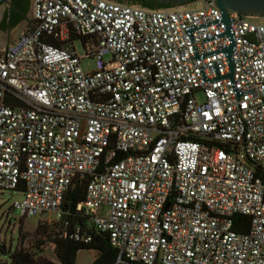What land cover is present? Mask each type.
Wrapping results in <instances>:
<instances>
[{
	"label": "built area",
	"instance_id": "built-area-1",
	"mask_svg": "<svg viewBox=\"0 0 264 264\" xmlns=\"http://www.w3.org/2000/svg\"><path fill=\"white\" fill-rule=\"evenodd\" d=\"M213 1L32 0L0 50V190L22 194V218L53 214L60 237L91 241L62 209L83 181L76 210L115 264H264V18L226 24Z\"/></svg>",
	"mask_w": 264,
	"mask_h": 264
},
{
	"label": "trees",
	"instance_id": "trees-1",
	"mask_svg": "<svg viewBox=\"0 0 264 264\" xmlns=\"http://www.w3.org/2000/svg\"><path fill=\"white\" fill-rule=\"evenodd\" d=\"M120 4L137 5L147 9H165L176 7L173 4L165 5L155 3L153 0H110ZM243 16V15H242ZM257 176L264 184V175L257 170ZM85 195V183L74 181L65 193L62 209L65 212L64 219L69 220L71 226L78 225L86 234L91 236V241L84 243L60 237V224L49 225L39 223L32 233L20 232L18 245L10 254V264H74L76 255L80 250H94L97 256L92 264H115L117 249L109 241L107 233L101 232L89 222V216L78 212L77 205L83 201ZM249 226V217L236 215L233 228L237 232H246ZM49 242L56 244L53 256L50 259L44 255L43 246ZM5 253V250L2 251Z\"/></svg>",
	"mask_w": 264,
	"mask_h": 264
},
{
	"label": "rangeland",
	"instance_id": "rangeland-1",
	"mask_svg": "<svg viewBox=\"0 0 264 264\" xmlns=\"http://www.w3.org/2000/svg\"><path fill=\"white\" fill-rule=\"evenodd\" d=\"M201 6V1H196L184 5V9H197ZM251 21L259 23L263 18H250ZM1 40V39H0ZM74 47L79 58H81V67L84 71H92L95 67L94 58H85L81 41L75 39ZM201 99V96H199ZM22 199V194L11 190H0V243L4 246L5 253L0 252V264H10L9 256L18 245L20 232L32 233L36 230L39 223L46 222L49 218L54 219V215H38L28 218H22L19 210L13 207L16 201ZM44 255L54 259L51 250H44ZM97 256L94 250H80L74 264H92Z\"/></svg>",
	"mask_w": 264,
	"mask_h": 264
},
{
	"label": "water",
	"instance_id": "water-1",
	"mask_svg": "<svg viewBox=\"0 0 264 264\" xmlns=\"http://www.w3.org/2000/svg\"><path fill=\"white\" fill-rule=\"evenodd\" d=\"M10 0H0L1 4H6ZM110 1V0H108ZM155 3H163L165 5L173 4L175 6H184L192 2L201 0H153ZM114 2V1H112ZM117 3V2H116ZM214 6L221 11L222 20L228 24V12L232 11L249 18H264V0H214ZM127 5V4H124ZM154 10V9H152ZM229 34V32H227ZM233 44L226 50L230 62V73L226 77H232L231 52ZM4 251V246L0 243V252Z\"/></svg>",
	"mask_w": 264,
	"mask_h": 264
},
{
	"label": "crops",
	"instance_id": "crops-1",
	"mask_svg": "<svg viewBox=\"0 0 264 264\" xmlns=\"http://www.w3.org/2000/svg\"><path fill=\"white\" fill-rule=\"evenodd\" d=\"M31 12L32 0H10L8 3L0 5V13H30L29 19L24 21L20 28L11 32L0 30V50L14 42L23 31L31 26Z\"/></svg>",
	"mask_w": 264,
	"mask_h": 264
},
{
	"label": "flooded vegetation",
	"instance_id": "flooded-vegetation-1",
	"mask_svg": "<svg viewBox=\"0 0 264 264\" xmlns=\"http://www.w3.org/2000/svg\"><path fill=\"white\" fill-rule=\"evenodd\" d=\"M30 13H0V30L11 32L28 20Z\"/></svg>",
	"mask_w": 264,
	"mask_h": 264
}]
</instances>
